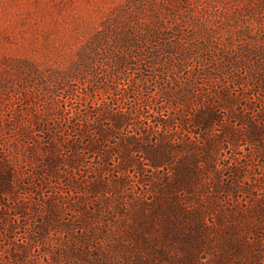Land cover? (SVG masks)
Here are the masks:
<instances>
[{"label": "rangeland", "instance_id": "374dc122", "mask_svg": "<svg viewBox=\"0 0 264 264\" xmlns=\"http://www.w3.org/2000/svg\"><path fill=\"white\" fill-rule=\"evenodd\" d=\"M125 2L127 0H0V155L14 160L22 173L13 194L4 195L0 201V209L6 213L0 218V264H264V155L257 153L246 141L222 149L217 156L216 172L205 177L208 183L217 178L227 185L233 179L230 168L242 167L238 182L244 190L230 194L219 192L212 185L205 189L204 183L200 197L190 200L186 193H181L179 205L182 211L176 222L186 227L180 230L178 242L164 237L165 229L159 227L163 216L159 215L154 202L153 187L150 182H138L135 166L129 167L126 174L129 183L120 187V194L110 191L98 196L70 188L64 178L47 180V184L37 173L39 165L45 163L44 149L53 141L48 133L57 136L58 140L83 143L84 137L72 132L68 123L71 120L77 127L82 126L80 116L88 107L108 103L115 111L128 112L132 105L139 103L123 98L120 93L131 87L132 78L140 76L137 71L125 73L111 92L94 90L88 79L74 81L73 94L64 91L51 95L37 84L41 81L37 76L40 72L71 68L92 33L113 9ZM130 6L133 11H144L143 17L148 23L155 15L152 20L156 18V24L167 27L165 31L169 36L183 33L195 43L203 44L205 57L211 50L222 55L235 53L249 42L264 47V0H132ZM196 54L187 62L188 68H183L180 73L170 72L174 89L182 81L189 82L187 77L191 72H204L201 68L208 62L199 52ZM248 71L245 67L240 69L246 78ZM203 79L199 80L196 90L199 98L191 101L194 112L208 102L207 95L212 90L219 89L216 78ZM27 81H32L30 86ZM234 88L240 95L241 104L237 106L240 113L259 121L258 115L264 113V88L257 91L249 83H236ZM153 91L158 92V89L153 88ZM49 103H60L65 117L56 120L48 116ZM150 103L165 106L164 114L154 111L152 106L147 108L149 117L145 116L142 121H146L153 131L162 129L161 134H171L177 147L183 140L200 145L204 142L202 137L191 134L193 125L190 124V129L179 125L188 103L175 97L169 100L158 97ZM172 103H176V107L173 108ZM34 113L42 117L41 129L32 123ZM151 115L176 119L165 129L159 127ZM142 118H133L131 124L116 132L109 144L116 146L124 135L140 139L137 126ZM102 122L105 127L111 126L108 119ZM231 122L238 128L243 127L240 120ZM23 130L28 132L27 137L23 136ZM93 131L89 136H95ZM215 132L220 133L219 126ZM158 135L157 132L150 134V141L155 143ZM30 147L38 151L39 161H26L24 151ZM61 147V157L72 152L65 144ZM85 151H75L85 160L81 172L87 171L89 177L96 176L99 157ZM184 155V152H176L173 162L160 170H154L145 160L142 164L146 176L163 175L171 167L176 170ZM136 157L139 161L143 159L141 154ZM111 164L113 169H119L120 158L116 153L112 155ZM67 168V165L60 167L63 175ZM74 172L71 174L75 175ZM76 173L78 175L80 170ZM28 178L33 182H27ZM81 195L84 202L79 201ZM107 198L113 201L108 203ZM51 204L59 212L57 217H50V222L59 226L47 228L45 237L40 239L39 225L45 215H49ZM20 207L25 209V214L18 213ZM193 210L201 215V221L190 216ZM218 218H223L229 228ZM8 220L16 224L11 231H8ZM173 226L169 221L167 227ZM194 227L201 230L198 239ZM230 228L244 246L236 254L231 250L234 252L231 256L222 250L223 239L217 232L226 234ZM10 240L29 247L24 253V262L13 258L11 252L22 251H17Z\"/></svg>", "mask_w": 264, "mask_h": 264}, {"label": "trees", "instance_id": "16d2710c", "mask_svg": "<svg viewBox=\"0 0 264 264\" xmlns=\"http://www.w3.org/2000/svg\"><path fill=\"white\" fill-rule=\"evenodd\" d=\"M131 2L132 0H127L107 15L81 47L78 59L71 68L66 71L51 73L40 72L41 74L38 73L37 76L41 77V81L37 84L40 89L51 95L56 92L60 94L64 91L73 94L75 92L74 81L88 79L94 90L111 92L116 88L119 78L126 75L125 73L137 71L140 76L132 78L130 80L132 82L131 87L120 93L123 98L133 99L139 103L132 105L128 112L115 111L108 103L88 107L87 111L80 116L83 120L82 126L77 127L76 122L71 120L68 123L72 132H78L84 137L83 143L71 142L68 139L58 140L57 136L48 133L53 141L49 147L43 148L46 152L45 163L39 165L37 173L47 184L49 180L54 178L57 181L64 178L70 188L98 196L110 191L120 194V187H125L129 183V176L126 175L129 167L135 166L139 176L138 182H150L153 187L154 202L159 208V215L163 216L159 227L161 230L162 227L165 229L164 237L178 242L181 240L180 230L186 227L184 224L181 227V223L176 222L182 211L179 205L181 193H186L187 199L190 200L196 196L200 197V193L203 191L201 187L204 186V183L205 189L212 185L217 191H225L230 194L244 190L238 182L241 177L240 174L243 172L242 167L230 168L233 179L227 185L222 184L217 178L212 183L205 181L206 175L216 172L217 156L221 150L227 145H235L238 141H246V143L253 145L257 153L264 155V113L258 115L259 121L253 120L250 116L242 115L237 108L241 104L239 103L240 95L235 93L236 89L234 88L236 83L243 85L249 83L257 91L264 88V47L262 45L254 46L252 42H249L235 53L222 55L221 52L215 53L211 50L205 57L203 44L195 43L183 33L169 36V33L165 31L167 27L161 23L156 24L158 22L156 18L154 21L152 20L155 15L152 16V19H148V23L147 19L143 17L146 13L133 11L130 6ZM197 52L209 65H204L201 68L204 72H191L190 77H187L189 82L184 83L182 81L180 86L174 89L170 72L180 73L183 68H188L187 62L190 58H194ZM242 67L247 68V71L249 69L247 78L240 73ZM205 77L208 79L216 78V85L219 89L212 90L207 95L208 102L194 112L191 109V101L199 98L196 93L199 86L198 82ZM31 83L32 81H27L28 86ZM153 88H157L158 92L154 93ZM158 97L165 100L175 97L188 103V106L184 108L185 114L179 120V125L186 129H190V124L193 125L190 132L192 135L204 139L201 145L194 141L183 140V143L177 147L172 141L171 134H161L162 129L160 131L154 129L153 131L146 121H142L145 116L149 117L147 108H151V106L154 111L157 110L158 113L164 114L165 106L163 104L152 105L153 103H150ZM176 105V103H172L171 106L174 108ZM246 106L253 108L249 104ZM46 111L49 113L48 116L55 117L56 120L65 117L64 109L60 103H49ZM32 115L34 117L32 123L41 129V115L36 113ZM92 115L93 119H91ZM137 117H143L137 126L141 138L138 139L134 135H124L119 138L116 146H111L109 144L110 139L117 134L116 132L131 124V120ZM150 117L154 118L153 120L159 124V127H165V129L173 125L176 119V117L166 118L161 115H151ZM103 119H108L111 126L105 127L102 122ZM236 119L243 122L242 128H238L231 122ZM90 121L93 122V125ZM91 126L93 127L91 128ZM218 126L220 133L215 132ZM90 129L94 130V137L89 136ZM198 129L199 131H197ZM153 132L159 134L155 143L150 141V134ZM22 133L24 137L28 136L27 131L23 130ZM64 144L65 148H68L67 150H72L65 158L59 155L61 146ZM80 149L98 155L96 176L89 177L86 176L87 173L85 172L87 171L81 172L85 160L84 157L75 152ZM178 151L184 152L185 155L176 170L171 167L163 175L146 176V169L142 162L147 160L154 170H160L173 162L174 155ZM114 153L120 158L119 169H113L111 164ZM137 154H141L143 158L141 161L137 159ZM24 155L26 161L33 159L39 161L40 159L38 151L31 147L24 151ZM62 165L68 167L65 170V175L60 170ZM77 170H80L81 176L77 175ZM72 171H75V175L71 174ZM115 172L119 174L117 175ZM20 177L22 178V173L16 162L0 155V201H3L4 195L13 194L15 184L21 180ZM27 180L29 183L33 182L31 178ZM109 199L107 198L108 203L113 201ZM79 201L84 202L83 195L79 197ZM58 212L59 209L51 204L49 215H45L44 221L39 225L40 239L45 237L47 228L57 229L59 224L50 222V217H57ZM190 212L192 213L190 216H194L199 221L202 220L201 215L196 214V210ZM18 213L23 215L26 212L24 208L20 207ZM5 214L0 209V218ZM169 221L173 223V227H167ZM218 221L223 222V226L229 228L230 225H227L223 218H218ZM9 223L8 231H11L16 224L11 223V221ZM229 230L226 234L219 232V230L217 232L223 239L222 250L231 256L234 252L236 254V252L242 251L244 246L236 232H233L234 229L230 228ZM193 232H196L195 237L197 239L199 236L201 237L200 228L194 227ZM145 239V243H148V240ZM10 243H13V246L16 245L11 240ZM16 250H21L23 253L11 252L13 258L18 262H24V253L28 252L29 247L16 245ZM231 250L235 251L231 253ZM77 255L81 254L78 253Z\"/></svg>", "mask_w": 264, "mask_h": 264}]
</instances>
